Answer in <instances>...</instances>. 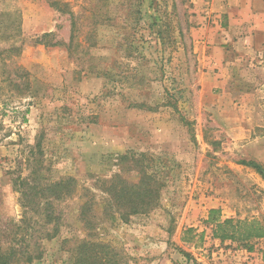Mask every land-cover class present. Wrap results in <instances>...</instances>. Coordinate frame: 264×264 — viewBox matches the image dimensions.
<instances>
[{"label": "rangeland", "instance_id": "1", "mask_svg": "<svg viewBox=\"0 0 264 264\" xmlns=\"http://www.w3.org/2000/svg\"><path fill=\"white\" fill-rule=\"evenodd\" d=\"M200 1L209 0H0V13L16 14L0 16V227L22 218L16 181H76L74 194L55 202L59 235L43 240L33 264H75L85 240L108 245L120 264H186L183 252L203 264L193 248L204 264H264V240L252 257L213 260L205 223L211 209L264 223V50L243 52L220 96L204 95L194 43ZM19 20L21 32L5 40ZM47 33L65 46L39 44ZM131 151L153 155L166 186L153 212L112 221L105 182Z\"/></svg>", "mask_w": 264, "mask_h": 264}, {"label": "trees", "instance_id": "2", "mask_svg": "<svg viewBox=\"0 0 264 264\" xmlns=\"http://www.w3.org/2000/svg\"><path fill=\"white\" fill-rule=\"evenodd\" d=\"M138 1L141 7L144 0ZM51 5L60 12L65 11L62 7H68V4L64 5L60 2H52ZM68 13L72 20V36L67 46L71 50L77 24L74 12L69 11ZM3 15L10 18L16 16L11 12L0 13V16ZM20 32L19 20L15 23L14 29L9 30V33L4 32L5 40H15ZM54 37L53 33L44 34L38 43L46 47L65 46ZM13 49L15 48L10 50ZM173 105L176 107L177 102ZM243 164L263 174L262 166L258 163ZM118 165L120 169L109 181L105 182L104 193L107 195V200L104 213L106 216L112 221L119 217L128 220L130 216L146 215L156 210L160 206L161 193L166 186V179L155 157L149 153L131 151L118 156ZM127 173L135 174L137 181L134 182L135 180L127 178L124 175ZM15 186H17V192L21 194L23 213L17 224L13 223L5 228L0 227V264H33L44 257L43 240H52L59 235L62 220L56 211L55 202L63 201L73 195L76 181L73 178H66L42 184L40 181H33L31 176H28L20 182L16 181ZM205 223L212 227L213 238L222 243L227 241L238 243L250 253L255 251V243L264 239V223L258 219H224L220 209H211ZM190 232L192 233L193 230ZM36 233L41 235L37 236ZM110 251L111 248L108 245L85 240L76 250L75 264H120L116 256H109ZM183 256L187 260L186 264H190L192 260L190 254L183 252Z\"/></svg>", "mask_w": 264, "mask_h": 264}, {"label": "crops", "instance_id": "3", "mask_svg": "<svg viewBox=\"0 0 264 264\" xmlns=\"http://www.w3.org/2000/svg\"><path fill=\"white\" fill-rule=\"evenodd\" d=\"M202 5L203 2H198L203 14L196 18L194 43L202 68V90L204 95L212 99L220 96L217 91L219 88H224L233 80V67L240 70L243 52L257 54L264 50V0H209L206 7ZM255 59L251 60V65L256 64ZM210 240L217 249L212 251L213 260L229 258L231 263L232 259L249 256L247 251L223 249L222 246L227 243L213 236ZM199 250L193 248L190 251L196 256L194 260L204 264L207 260L203 254L197 255Z\"/></svg>", "mask_w": 264, "mask_h": 264}, {"label": "built area", "instance_id": "4", "mask_svg": "<svg viewBox=\"0 0 264 264\" xmlns=\"http://www.w3.org/2000/svg\"><path fill=\"white\" fill-rule=\"evenodd\" d=\"M251 254H253V253H250V252H249V255H250V256H251Z\"/></svg>", "mask_w": 264, "mask_h": 264}]
</instances>
